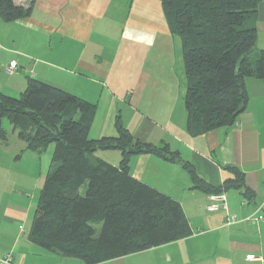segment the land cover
Returning <instances> with one entry per match:
<instances>
[{
	"label": "crops",
	"instance_id": "obj_1",
	"mask_svg": "<svg viewBox=\"0 0 264 264\" xmlns=\"http://www.w3.org/2000/svg\"><path fill=\"white\" fill-rule=\"evenodd\" d=\"M15 3L28 8V13L10 22L0 18V92L17 97L30 77L54 84L96 104L92 138L115 136L119 115L135 139L167 144L206 183L221 185L232 177L226 166H236L252 191L245 198L240 189H229L223 192L224 202L215 201L192 187L190 175L179 163L153 154L132 155L130 173L179 201L192 232L98 264H264V81L245 78L247 105L231 126L191 136L186 130L180 40L168 29L161 0ZM256 28V45L264 48V0L257 7ZM12 60L17 66L7 74L5 67ZM153 64L157 68L148 69ZM123 107L128 109L126 119ZM6 144L7 140L0 142ZM105 152L95 155L118 164L120 155ZM45 175L37 181L40 188ZM9 191L30 195L23 188ZM5 193L0 189V256L10 252L12 264H84L30 242L32 198L10 202ZM211 203L217 208L209 210ZM231 215L234 220L228 223ZM251 215L262 218L245 220ZM150 251H157L152 262L145 254ZM249 254L254 257L249 259Z\"/></svg>",
	"mask_w": 264,
	"mask_h": 264
},
{
	"label": "trees",
	"instance_id": "obj_2",
	"mask_svg": "<svg viewBox=\"0 0 264 264\" xmlns=\"http://www.w3.org/2000/svg\"><path fill=\"white\" fill-rule=\"evenodd\" d=\"M259 2L161 0L168 29L180 40L191 136L231 126L247 105L245 78L264 81V48L256 46ZM27 13L15 0H0L5 22ZM95 115V103L33 77L17 97L0 92V142L8 140L6 121L28 150L40 153L53 144L27 234L44 250L98 264L191 234L181 203L130 173L132 155L153 154L179 163L192 187L207 194L240 189L247 198L252 193L238 167L226 166L232 177L210 185L167 144L135 139L119 115L115 136L90 138ZM106 150L119 151L118 164L95 155Z\"/></svg>",
	"mask_w": 264,
	"mask_h": 264
},
{
	"label": "rangeland",
	"instance_id": "obj_3",
	"mask_svg": "<svg viewBox=\"0 0 264 264\" xmlns=\"http://www.w3.org/2000/svg\"><path fill=\"white\" fill-rule=\"evenodd\" d=\"M253 54L254 52L251 54L252 60L254 56ZM179 61L177 62L178 64L181 63V61L180 62ZM148 64L151 63L148 62ZM161 65H164V63L161 62ZM149 68L155 70V68L157 67L155 64H153V67L152 66L150 67L149 65L148 69ZM168 68L169 67H167L166 69ZM122 112L124 119H126V117L128 116V109H126V107H123ZM4 125L9 130V133H8L7 144L0 145V174H5L3 178H0V189L6 192L4 197L5 201L21 202V200H26L29 202L32 198V203H33L32 213H33L36 206L38 193L40 191V186H37V181L39 177H41V175L42 176L45 175L49 169V165L51 163L53 144L48 145L40 153L28 150L25 148L23 142L16 137L15 133H11L10 125L6 121L4 122ZM92 136L93 134L90 133L89 137L91 138ZM106 151L107 153L105 152L104 154H111V155H115L116 157L120 155L119 151L117 150H106ZM10 188H16L17 190L23 188L27 190L25 191L26 193H30V195L32 193V196L30 195L26 196L23 193H17L13 191L10 192L9 191ZM145 254H146V258L152 262L156 259L157 251H150ZM139 257H135V258H139ZM125 262L130 263V259H126ZM153 264H155V261L153 262Z\"/></svg>",
	"mask_w": 264,
	"mask_h": 264
},
{
	"label": "built area",
	"instance_id": "obj_4",
	"mask_svg": "<svg viewBox=\"0 0 264 264\" xmlns=\"http://www.w3.org/2000/svg\"><path fill=\"white\" fill-rule=\"evenodd\" d=\"M16 66H17V63L15 60L10 61L8 63V65L5 67V72L7 74H11L15 70ZM209 198L212 200H215V201H220V202L225 201L224 193L210 194ZM207 207L209 210H214L217 208V204L211 203V204H208ZM259 218H262V217L261 216L256 217V216L251 215V216L246 217L245 220L254 221V220L259 219ZM233 220H234V216L231 215L227 219V222L230 223ZM253 257H254L253 254H249V256H248L249 259H252ZM0 264H12V254L10 252H8V253L1 255L0 256Z\"/></svg>",
	"mask_w": 264,
	"mask_h": 264
}]
</instances>
